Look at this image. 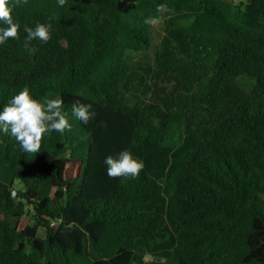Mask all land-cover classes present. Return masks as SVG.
<instances>
[{
  "label": "trees",
  "instance_id": "obj_1",
  "mask_svg": "<svg viewBox=\"0 0 264 264\" xmlns=\"http://www.w3.org/2000/svg\"><path fill=\"white\" fill-rule=\"evenodd\" d=\"M13 18L0 111L27 86L61 96L72 129L37 154L0 132V264H264V0H27ZM150 50L139 91L128 57ZM126 149L144 170L109 178Z\"/></svg>",
  "mask_w": 264,
  "mask_h": 264
},
{
  "label": "clouds",
  "instance_id": "obj_2",
  "mask_svg": "<svg viewBox=\"0 0 264 264\" xmlns=\"http://www.w3.org/2000/svg\"><path fill=\"white\" fill-rule=\"evenodd\" d=\"M21 2L27 3V0H0V23L4 25L0 27V45H4L10 38L19 39L20 25L14 21L13 11ZM65 3L66 0H58L61 7ZM157 11L164 14L170 9L167 5L161 4L158 5ZM52 29L51 23H39L35 29L25 27L24 31L28 33L25 49L35 54L37 49L29 47L30 43L33 40L49 42L52 38ZM63 105L61 96L36 99L25 86L0 111V132L6 135L10 133L25 153L37 154L41 152L42 141L53 132L64 134L66 131H71L72 124L63 110ZM72 114L84 124L97 117L92 103H74ZM104 163L107 166V175L111 179L121 177L135 179L145 168L144 162L135 157L129 149L119 152L116 156H107ZM72 227V223L65 226L66 230Z\"/></svg>",
  "mask_w": 264,
  "mask_h": 264
},
{
  "label": "rangeland",
  "instance_id": "obj_3",
  "mask_svg": "<svg viewBox=\"0 0 264 264\" xmlns=\"http://www.w3.org/2000/svg\"><path fill=\"white\" fill-rule=\"evenodd\" d=\"M230 1L236 4H240L241 2H247L248 0H230ZM163 32H164V25L162 24V22L156 23L155 24V36H156L157 42L161 39L160 34L162 35ZM153 59H154V54L152 50L148 52L130 54L128 57L127 63H128L129 73H130V79H131L132 84H134L135 87L139 89V91H146L147 89L145 88V81L141 79L142 77L145 78L146 81L151 82L152 71H150V69L153 66ZM74 173H75V169L72 168L70 170V174L73 175ZM30 222H31V218L23 219L21 221L20 228L21 229L25 228ZM46 234H47L46 229L41 228L39 235L41 237H45ZM146 260L152 261V258L149 256L147 257Z\"/></svg>",
  "mask_w": 264,
  "mask_h": 264
},
{
  "label": "water",
  "instance_id": "obj_4",
  "mask_svg": "<svg viewBox=\"0 0 264 264\" xmlns=\"http://www.w3.org/2000/svg\"><path fill=\"white\" fill-rule=\"evenodd\" d=\"M14 196H16V193L14 192Z\"/></svg>",
  "mask_w": 264,
  "mask_h": 264
}]
</instances>
